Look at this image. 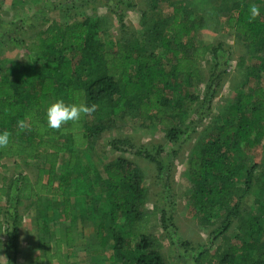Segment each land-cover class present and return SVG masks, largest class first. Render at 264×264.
<instances>
[{
    "label": "trees",
    "instance_id": "16d2710c",
    "mask_svg": "<svg viewBox=\"0 0 264 264\" xmlns=\"http://www.w3.org/2000/svg\"><path fill=\"white\" fill-rule=\"evenodd\" d=\"M118 2L109 5L121 28L118 37L109 34L103 17L82 15L61 22L42 16L43 27L31 35L28 61L15 70L0 65V131L10 134L9 144L0 148V167L6 158L15 159L13 175L3 177L0 184V197L4 198V203L0 199V234L6 237L2 248L6 264H18L23 200L35 203L30 223L37 230L36 248L42 257V262L40 256H34L24 264H69L62 257L61 242L71 244L70 227L63 229L64 240L59 236L45 239L48 221L55 218L48 216L46 203H41L42 197L49 196L62 197L63 207L56 218L73 222L79 215H88L97 222L99 247L92 253L108 249L110 264H167L163 242L152 230L167 231L172 226L171 210L155 204L145 208V185L136 166L118 158L100 173L93 166L77 163L76 154L93 144L101 127L126 114L156 124L170 142L179 143L193 129L185 123L191 109L197 105L211 109L231 55L222 43L201 41L202 19L183 15L178 7L167 19L156 20L132 39L125 33L120 6L133 4L130 0ZM222 6L225 25L257 53L248 61L241 56L238 65H247L259 76L258 72H264V0H222ZM253 6L259 9L255 17L250 12ZM15 33L9 29L0 39L23 44ZM203 64H207L206 76ZM204 78L200 96L195 86ZM48 98L83 103L93 110L59 129L49 128L45 119ZM221 118L190 151L188 160V211L202 225L213 224L211 217L219 212L223 215L212 233L219 241L214 250L193 249L192 261L264 264V159L256 177V165H247L264 146V82L237 92ZM107 144L115 151L150 160L160 181L167 180L161 145L136 146L129 138H112ZM66 152L67 166L61 169L59 155ZM17 159L42 162L35 182L22 172ZM96 184L101 187L98 193ZM254 185L258 186L257 196L255 208H251L248 194ZM101 193L104 203L97 197ZM231 228L235 229L232 235Z\"/></svg>",
    "mask_w": 264,
    "mask_h": 264
},
{
    "label": "rangeland",
    "instance_id": "374dc122",
    "mask_svg": "<svg viewBox=\"0 0 264 264\" xmlns=\"http://www.w3.org/2000/svg\"><path fill=\"white\" fill-rule=\"evenodd\" d=\"M119 0H0V34L7 30L14 29L23 44H11L8 39H0V65L3 68L15 70L19 65L28 61V45L31 35L43 27L47 19H56L61 22L78 19L82 15L103 17L106 22L108 32L111 36L118 37L121 28L115 16L109 11V5L119 4ZM127 1V0H126ZM132 7L121 4L124 11L125 33L127 36L140 34L141 29L150 26L156 20L168 18L172 9L178 7L183 15L198 16L202 20L201 41L205 43H222L225 49L229 50L231 62L227 74L223 77L218 92L215 94L210 110H204L199 105L191 109L185 118V123L192 125L193 129L188 135L182 136L179 143L170 142L166 138V133L156 124L137 118L134 114H126L116 118L112 123L101 127L100 135L94 136L93 144L87 149L77 151L76 162L81 165L93 166L95 171L102 173L104 167L118 158H125L131 161L143 176L145 185V208H150L153 204L158 208L166 207L171 210L172 226L167 231H162L159 227L152 230L160 236L163 242L162 255L167 264H193L194 250L199 247H208L211 251L218 244V239L212 238V233L218 229L223 219L222 214H215L211 217L213 224L202 225L199 223L198 216L190 213L187 208V200L190 194V183L186 177V170L190 151L198 147L207 133L213 131L222 120L227 106L233 103L237 92H241L253 84L264 82V72L255 75L247 65H238L239 59L243 56L246 61L251 56L257 55L250 47L245 44L240 36L228 28L224 23L225 8L222 0H130ZM224 1V0H223ZM237 1V0H233ZM239 1V0H238ZM251 2V0H248ZM25 21V23H24ZM32 23V24H31ZM4 26V27H2ZM138 33V34H136ZM7 35V34H5ZM259 53V52H258ZM264 54V53H263ZM207 64H203L202 70L206 76ZM205 79L196 85V91L200 96L203 95ZM56 98H48V103L54 102ZM205 108V107H204ZM194 121L198 122L197 124ZM185 140L182 141V139ZM112 138H129L136 146L150 148L153 145H161L163 154L161 162L168 167V178L163 182L157 176L156 166L150 160L129 153H121L111 149L107 144ZM68 154L59 155L58 166L64 169L68 162ZM264 159V146L256 154L252 155L251 160H247V165L254 163L255 177L260 173ZM14 158L3 160L4 167H0V184L3 177L9 178L14 173ZM21 170L28 175L31 181L35 182L39 167L42 162L39 160L26 161L18 160ZM46 167V166H45ZM75 176V172H72ZM56 180V179H55ZM166 181L169 187L165 188ZM97 193L100 191V184L97 185ZM257 185L253 186L249 192V207L255 208L254 199L257 196ZM102 194V193H101ZM98 195L102 202L105 195ZM4 203V198L0 197ZM20 213L24 216V224L20 227L21 239L18 264L34 256H40L41 250L36 248L38 233L32 224L28 222L29 214L34 213V209L26 206L22 207ZM86 217V218H84ZM156 221V217H152ZM97 222L91 217L83 216L71 223L72 241L69 245L65 259L75 264H110V251L106 249L99 254L92 253V250L99 247L96 236ZM61 229V231H60ZM235 229L231 228L229 234H234ZM62 237L64 240L63 226H53L49 228L45 239L53 240L54 237ZM64 242V241H62ZM4 242L0 238V264H6V254L3 251Z\"/></svg>",
    "mask_w": 264,
    "mask_h": 264
},
{
    "label": "clouds",
    "instance_id": "9594fccd",
    "mask_svg": "<svg viewBox=\"0 0 264 264\" xmlns=\"http://www.w3.org/2000/svg\"><path fill=\"white\" fill-rule=\"evenodd\" d=\"M251 15L255 17L259 14V9L253 6L250 9ZM93 108L83 103L73 102L66 103L63 99H57L48 103L45 108V119L47 126L53 129H59L69 121H78L81 115L92 111ZM21 127L23 125L21 124ZM10 142V134L8 131H0V148L6 147Z\"/></svg>",
    "mask_w": 264,
    "mask_h": 264
},
{
    "label": "crops",
    "instance_id": "0c3cea01",
    "mask_svg": "<svg viewBox=\"0 0 264 264\" xmlns=\"http://www.w3.org/2000/svg\"><path fill=\"white\" fill-rule=\"evenodd\" d=\"M48 199V204H47V199H43V197L41 198V203H46V206H47V214L49 217H52L54 218L53 220H49L48 221V225L50 226V228H52L53 226H63V229L65 227H70L71 226V223L69 220H64V218H56L57 217V214H59L62 210V197H58V196H49V197H46ZM30 207L32 209H34V213L32 214H29V216L27 217L28 219V222L30 223V219L31 217L36 213V208H35V203H31L30 200H23V204L19 207V211L21 212L22 210H25V209H21L22 207ZM77 211V209H76ZM24 216H23V224H24ZM31 224V223H30ZM35 229V226L32 225ZM35 231H37L35 229ZM61 231V229H60ZM20 235H21V231H20ZM58 237V236H57ZM0 238L5 241L6 237L4 236V234H0ZM59 238V237H58ZM52 245V244H51ZM68 249V246L66 245V243H63L61 242V252H62V257L64 258V260L69 263V264H75V263H70L69 261H67L65 259V254H66V251Z\"/></svg>",
    "mask_w": 264,
    "mask_h": 264
}]
</instances>
